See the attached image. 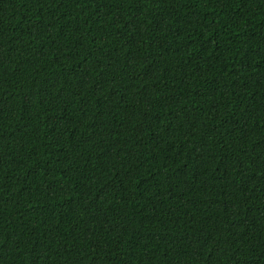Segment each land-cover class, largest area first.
<instances>
[{"label": "trees", "instance_id": "trees-1", "mask_svg": "<svg viewBox=\"0 0 264 264\" xmlns=\"http://www.w3.org/2000/svg\"><path fill=\"white\" fill-rule=\"evenodd\" d=\"M0 264H264V0H0Z\"/></svg>", "mask_w": 264, "mask_h": 264}]
</instances>
